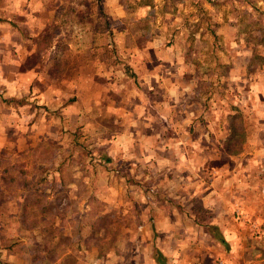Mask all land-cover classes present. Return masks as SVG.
<instances>
[{"label":"rangeland","instance_id":"obj_1","mask_svg":"<svg viewBox=\"0 0 264 264\" xmlns=\"http://www.w3.org/2000/svg\"><path fill=\"white\" fill-rule=\"evenodd\" d=\"M0 100L4 261L264 259V0H0Z\"/></svg>","mask_w":264,"mask_h":264},{"label":"crops","instance_id":"obj_2","mask_svg":"<svg viewBox=\"0 0 264 264\" xmlns=\"http://www.w3.org/2000/svg\"><path fill=\"white\" fill-rule=\"evenodd\" d=\"M0 104H1V100H0ZM209 225H210V227L214 225L215 228L218 229V232L217 233H218L219 237H222L223 238V240L226 242V245L220 244L219 243V240L218 239H215L216 236L214 235V233L211 230V228L209 227ZM194 226H193V228H194ZM197 227H199V226L197 225ZM220 227L221 226H219L218 223H215V224L214 223H209L208 225H205L204 226V228H205L204 235L206 237L205 244L208 245V249H210L212 247L220 249L222 251V253H223V256H225L226 255L225 254V251H223L222 248H230L233 243H232L231 240H229L224 235L225 233L223 232V230L222 231L220 230ZM152 238H153V235H152ZM232 240H236V238L235 239H232ZM146 242L147 241H144V247H145ZM152 242L153 241H151V243ZM193 243H194L195 246H197L198 244H200V242H198L197 244L195 242H193ZM233 245H235V244H233ZM150 248L151 249H150L149 256H146V255L144 256V264H146V263L147 264H173L179 258V257H176V255H175L177 252L176 253L174 252V255H171V256L174 257V258H172L167 253H163V251L160 248H158L157 246H155V245H152ZM175 248H182L181 243L177 241ZM11 249H12V253L17 254V252H15L13 250V248H11ZM0 251H1L2 254H4L3 253L4 251H2V250H0ZM205 253L207 254V252H205ZM2 254H0V264H10L8 260H5L4 261V256ZM158 255L162 256V257L159 258V260H158V257H159ZM177 255H179V254H177ZM11 258H12V262H17L18 264H20L19 263V257L14 256V257H11ZM29 258H30V256H29ZM225 258H226L225 259L226 264H234L233 262L227 261V260H229L228 258H230V257H225ZM216 259H218V258H216ZM203 260L206 261V264H208V263L211 262L210 259H207L206 255L203 257ZM237 260L238 261H236V264H242L239 258H237ZM194 263H198V261L197 260H194ZM258 264H264V259H262L260 261V263H258Z\"/></svg>","mask_w":264,"mask_h":264},{"label":"trees","instance_id":"obj_3","mask_svg":"<svg viewBox=\"0 0 264 264\" xmlns=\"http://www.w3.org/2000/svg\"><path fill=\"white\" fill-rule=\"evenodd\" d=\"M36 12H34L33 13V11H32V13L34 14V15H36V16H38V14L39 13H37V10H35ZM2 178V180H4L3 182H7V181H12L13 179H12V177H5V176H3V177H1ZM40 184V185H39ZM47 184V179H46V177H41V179H39L38 181H37V186H45ZM41 189H34V199L33 200H36L37 201V205L38 206H40V204H42V206L41 207H44L45 209L46 208H48V205H50L51 204V198L48 196V194H46V193H43L44 191H40ZM30 203H26V202H24V203H22V206H28ZM24 209V208H23ZM44 209V210H45ZM13 222V224H14V220L12 221ZM209 227H210V225H209ZM211 228V230L213 231V233L215 234V239H218L219 240V243L220 244H222V245H226V242L223 240V238L222 237H219V235H218V229L217 228H215V226L213 225V226H211L210 227ZM41 235L43 236L44 234L43 233H41ZM10 248H13V247H11L10 246ZM61 254H63V252L61 253ZM159 257H158V260H159V258L161 257L160 255H158Z\"/></svg>","mask_w":264,"mask_h":264}]
</instances>
